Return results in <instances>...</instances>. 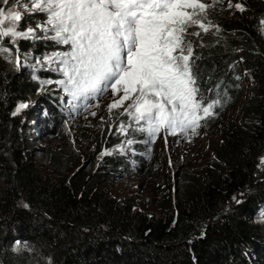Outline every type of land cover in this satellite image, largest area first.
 Instances as JSON below:
<instances>
[{"label":"trees","instance_id":"1","mask_svg":"<svg viewBox=\"0 0 264 264\" xmlns=\"http://www.w3.org/2000/svg\"><path fill=\"white\" fill-rule=\"evenodd\" d=\"M228 1H210L196 17L208 31L192 25L187 32L199 35L185 34L200 93L218 101L204 126L217 125L241 100L240 71L249 75L248 96L239 120L221 125L210 166L198 178H183L181 199L159 216L120 204L102 186V178L117 172L153 176L152 158L142 151L150 140L134 119L128 122L133 162L119 152L98 162L112 141L106 132L66 179L44 178L32 161L26 133L37 113H29L28 123L13 113L39 99L42 135H67V119L84 98L74 100L59 83L66 78L56 59L71 43L40 29L12 48L11 62H23L20 69L0 55V264H264V0ZM46 18L27 12L16 30L37 28ZM56 86L62 96L53 94ZM103 126L108 129L106 117Z\"/></svg>","mask_w":264,"mask_h":264},{"label":"snow or ice","instance_id":"2","mask_svg":"<svg viewBox=\"0 0 264 264\" xmlns=\"http://www.w3.org/2000/svg\"><path fill=\"white\" fill-rule=\"evenodd\" d=\"M21 7L46 13L44 24L37 27L71 43V51L61 59L66 79L59 83L64 91L74 100H87L111 88L120 98L110 110L131 101L125 111L153 139L162 129L195 133L218 103L204 104L192 71V47L185 44V34L199 35L188 33L190 26L208 31L196 18L208 7L200 0H31L30 7ZM236 7L243 11L241 5ZM21 18L19 11L0 8V26L12 22L0 27V37H11L14 43L32 35V28L16 30ZM24 107L18 106L13 115Z\"/></svg>","mask_w":264,"mask_h":264},{"label":"rangeland","instance_id":"3","mask_svg":"<svg viewBox=\"0 0 264 264\" xmlns=\"http://www.w3.org/2000/svg\"><path fill=\"white\" fill-rule=\"evenodd\" d=\"M210 1L213 3L219 1L220 4L229 2L228 0H200V2L208 5L211 3ZM23 3H28L29 7L31 6V0L10 2L5 5V12L9 9L19 11L23 18L29 12L21 7ZM18 22L15 24L17 25ZM10 23L12 22L6 20L4 25L0 27H7ZM43 24L44 22L39 25ZM32 29L35 30L34 32L40 30L39 27ZM3 39L12 41L11 37H0V48L8 49L7 52L0 51V55L7 64L11 65L14 62L15 66H12L14 69H20L23 62L20 63L18 59L16 62L15 59L11 62V58L14 56L12 48L15 47L18 38L11 47H6ZM56 62L61 64L59 59H56ZM238 77L244 88L243 96L239 103L217 122V125L206 128L202 124V127L196 130L194 135L191 129L184 132L177 130L175 134L162 129L155 135L154 139L145 131L150 140V145L148 150L142 151L152 158L151 165L153 168L152 166L149 168L153 174L151 178L145 180L138 174L117 172L115 174L117 176L106 175L102 178V186L108 189L112 197L120 204L126 203L132 209H138L142 213L150 215L159 216L163 214L168 209L170 202L181 199L182 193L179 187L182 185V179L187 176L194 179L198 178L210 166L213 150L221 138L219 134L221 125L239 120V111L248 96L250 82L249 75L244 71H240ZM56 91L53 94L62 96V90L58 86H56ZM119 98V95H113L112 90L108 93L96 94L92 100H89L90 103L87 108L82 110L81 117L75 113H71L68 117L64 126L67 135L63 134L64 138H59L56 135H42L39 124L41 113L39 114L40 111L37 109L39 99L33 100L31 104H27L16 114L22 118L23 123H28V120H31L29 119L30 112L38 114H36L37 119L29 123L33 129L28 130L26 136L30 140L29 155L44 178L50 180L60 178L62 180L71 177L74 171L81 168L86 157L95 152L93 147L96 142L104 139L105 132L110 135L112 141L109 147L102 148L98 162H102L103 156H113L117 152L128 156L129 160L134 158L135 148L132 147L131 136L128 131V122L133 120V117L125 111L131 101H126L123 107L112 108L111 110L109 107ZM105 117L108 121L107 130L103 126ZM134 123H136L135 120ZM137 125L141 126V124ZM134 136H136L135 133ZM136 148L141 147L136 146ZM50 156L61 160L62 164H52ZM102 165L103 163H100L98 168L101 169ZM86 173L89 174L90 172L86 171Z\"/></svg>","mask_w":264,"mask_h":264},{"label":"clouds","instance_id":"4","mask_svg":"<svg viewBox=\"0 0 264 264\" xmlns=\"http://www.w3.org/2000/svg\"><path fill=\"white\" fill-rule=\"evenodd\" d=\"M111 91V88H109L107 91H103V92H101V93H99V94H103L104 92H110ZM89 100H92V98H90V99H87V100H85V98H83V100H81V103H79L78 105H77V108H78V110H79V112L77 113V115H78V117H81L82 116V114H83V111L82 110H84V109H86L87 108V105H89V103H90V101ZM212 101L211 100H205L204 99V104L205 105H207L208 103H211ZM212 114L211 115H209V116H206V117H204L203 119H201L200 120V122H199V127H197L196 128V130H198V129H200L201 127H202V124H205L204 123V121L205 120H207V119H209L210 117H212V116H214V113H215V109H214V107L212 108ZM137 150L135 149V152H136ZM140 152V151H139ZM126 156V155H125ZM126 157H128V156H126ZM135 158H137V156L135 155V153H134V158L133 159H131L130 158V162H133V161H135ZM129 170H133V169H129ZM129 174H134V173H132V172H129Z\"/></svg>","mask_w":264,"mask_h":264},{"label":"bare ground","instance_id":"5","mask_svg":"<svg viewBox=\"0 0 264 264\" xmlns=\"http://www.w3.org/2000/svg\"><path fill=\"white\" fill-rule=\"evenodd\" d=\"M69 47V46H68ZM70 50V49H69ZM24 61V60H23ZM15 62H16V59H15ZM20 63H22V62H20ZM22 64H24V63H22ZM14 66H15V64H13ZM19 65V64H18ZM18 67V66H17ZM62 75V74H61ZM62 77V76H61ZM64 77V76H63ZM61 79H63V78H61ZM96 96V95H95ZM81 99H82V96H81ZM80 100V99H79ZM66 103V102H65ZM69 103V102H68ZM69 105V104H68ZM71 105V104H70ZM70 105H69V107H70ZM65 106V105H64ZM72 106V105H71ZM77 107V106H76ZM76 109V108H75ZM65 110H66V108H65ZM77 110V109H76ZM69 114H70V112H69ZM38 115V114H37ZM39 124H41V123H39ZM41 126V125H40Z\"/></svg>","mask_w":264,"mask_h":264}]
</instances>
